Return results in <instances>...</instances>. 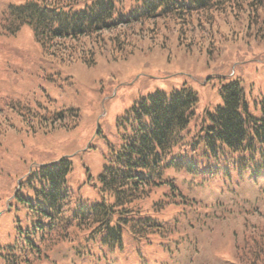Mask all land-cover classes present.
I'll list each match as a JSON object with an SVG mask.
<instances>
[{
	"label": "trees",
	"instance_id": "16d2710c",
	"mask_svg": "<svg viewBox=\"0 0 264 264\" xmlns=\"http://www.w3.org/2000/svg\"><path fill=\"white\" fill-rule=\"evenodd\" d=\"M81 1L11 5L0 15V28L14 34L28 25L43 55L86 66L95 65L101 55L115 61L163 46L170 37L183 47L196 32L210 44L226 16H243L247 27L264 33V0H137L129 9L124 0H92L78 8ZM219 95L221 105L203 115L196 113V93L185 87L133 104L104 155L95 203L70 188L68 158L28 173L20 181L24 193L16 191L13 199L29 224L22 228L16 217L15 236L0 246V264H35L42 259L41 245L71 242L78 234L90 243L84 248L87 256L98 255L102 247L120 249L126 234L135 242L161 241L169 231L155 216L185 198L174 175L222 176L233 184L263 177L264 99L249 102L238 81L221 85ZM69 113V125L75 127L79 115ZM64 115L51 116L52 127L68 126ZM163 189V198L152 200ZM259 214L255 223L245 222L248 227L234 249L235 264H264V211Z\"/></svg>",
	"mask_w": 264,
	"mask_h": 264
},
{
	"label": "rangeland",
	"instance_id": "374dc122",
	"mask_svg": "<svg viewBox=\"0 0 264 264\" xmlns=\"http://www.w3.org/2000/svg\"><path fill=\"white\" fill-rule=\"evenodd\" d=\"M32 1L0 0V15ZM136 1L124 0L126 9ZM247 25L243 16H226L210 44L196 32L183 47L170 37L125 59L98 56L93 66L43 55L28 25L14 34L0 28V246L15 236L16 217L22 228L29 224L13 198L18 190L24 193L20 181L40 165L68 158L70 188L95 203L94 185L108 145L121 131L117 124L140 99L189 88L197 95L196 113L203 115L221 105L220 87L231 81L240 83L249 102L264 99V33ZM70 110L79 115L75 127L69 125ZM62 111L68 126L52 127L50 117ZM172 178L185 198L155 216L169 231L161 241L135 242L126 234L120 249L102 247L87 256L90 243L78 234L71 242L41 245L42 259L35 264H235L245 222L255 223L264 211V176L235 184L222 176Z\"/></svg>",
	"mask_w": 264,
	"mask_h": 264
}]
</instances>
